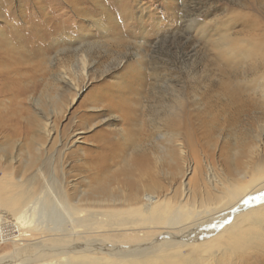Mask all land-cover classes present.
<instances>
[{
	"label": "rangeland",
	"instance_id": "374dc122",
	"mask_svg": "<svg viewBox=\"0 0 264 264\" xmlns=\"http://www.w3.org/2000/svg\"><path fill=\"white\" fill-rule=\"evenodd\" d=\"M38 22L53 29L31 40L30 28ZM247 23L249 33H244ZM0 32L5 34L0 42L12 45L21 59L19 78L24 89L20 99L10 95L0 100V119H11L8 134L0 132V181L6 179L2 171L8 165L1 156L9 151L24 157L20 164L24 163L29 141L25 128L32 115L49 113V98L56 96L67 104L57 124L59 130L67 127L68 135L72 127L84 128L74 125L84 112L80 108L85 100L92 105L94 98L107 95L121 113L117 122L103 126L96 117L98 110L88 105L85 138L69 148L64 163L57 157L52 171L45 167L38 178L48 199L57 198L55 188H65L74 197L96 190L92 157L100 143L123 145L121 156L127 157L124 163L116 160L109 165V178L116 175L113 179L120 182L144 185L148 173L169 197L182 192V183L199 178L196 188H202L209 179H221L224 169H234L233 162L242 167L257 139L262 140L259 157L264 159V112H248L231 126L223 120V107L209 111L206 104L215 92L255 98L249 87L257 75L243 73L232 45L246 39V34L254 40L264 34V0H0ZM138 61L143 67L136 68ZM177 123H182L183 133L184 123L190 125L185 160L174 152ZM62 142L55 149L58 156ZM139 158L149 162L144 171L136 170L132 162ZM20 164H14L13 171ZM7 229L8 236L22 241L0 245V262L7 259L1 264H25L34 257L32 244L42 241L41 235L29 238L18 228Z\"/></svg>",
	"mask_w": 264,
	"mask_h": 264
},
{
	"label": "bare ground",
	"instance_id": "6f19581e",
	"mask_svg": "<svg viewBox=\"0 0 264 264\" xmlns=\"http://www.w3.org/2000/svg\"><path fill=\"white\" fill-rule=\"evenodd\" d=\"M17 23L15 26L19 25ZM247 25L242 28L244 33H249ZM52 29L53 26L38 22L30 28L29 37L33 40L41 32ZM0 36L5 37V34L0 32ZM246 36L236 41L232 48L242 64L243 73L257 75L249 87L255 98L247 99L228 91L215 92L206 99L209 111L223 107V120L231 126L248 112H264V34L255 40ZM14 52L12 45L0 42V100L10 95L17 99L23 96L19 78L22 62ZM141 63L138 61L136 68H140ZM49 99V113L44 117L32 115L25 128L29 141L25 146L24 163L20 164L24 157L20 159L9 151L1 156L8 165L2 171L6 179L0 181V245L22 241L8 236L7 228L12 226L29 238L41 235L42 241L32 244L34 257L25 264H264V159L261 161L259 157L263 150L262 140L257 139L249 146L248 159L242 167L233 162L232 171L224 169L226 175L221 179H209L203 189L196 188L199 178L192 183H182V192L174 197L164 194L162 186L150 181L148 173L143 179L144 185L135 186L129 180L120 182L113 179L116 175L109 178V165L116 160L124 163L127 157L121 156L123 145L100 143L92 157L97 172L92 177L97 183L96 190L91 195L84 193L74 197L65 188L54 187L57 198L52 200L46 196L38 178L44 175L45 167L52 171L51 165L57 157L64 163L69 148L85 138V109L90 102L81 103L80 109L84 112L76 125L73 124L84 128L72 127L68 135L67 127L59 130L57 124V120L64 118L67 104L57 96ZM95 99L97 101L89 107L98 110L96 117L101 119L102 125L111 120L117 122L121 113L119 106L107 95L101 94ZM8 119L7 122L11 120ZM0 120L3 121L0 132L6 135L9 126L5 117ZM181 124L177 123L172 142L178 159L185 160L186 144L191 142L192 136L190 125L184 123L186 133H183L182 128L179 130ZM62 141H65L64 149L58 156L55 149ZM132 162L138 171H144L149 164L144 158ZM14 164L21 165L17 171H13ZM62 169L66 179L67 173L64 167ZM16 172L18 176L14 181ZM133 186L135 188H131ZM6 261L2 259L0 264Z\"/></svg>",
	"mask_w": 264,
	"mask_h": 264
}]
</instances>
